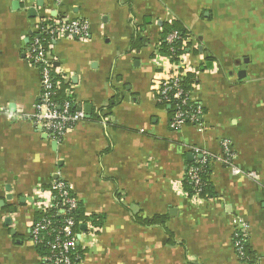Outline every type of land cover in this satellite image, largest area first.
I'll return each mask as SVG.
<instances>
[{"label":"crops","instance_id":"1","mask_svg":"<svg viewBox=\"0 0 264 264\" xmlns=\"http://www.w3.org/2000/svg\"><path fill=\"white\" fill-rule=\"evenodd\" d=\"M60 19L90 31L52 45L82 115L54 142L33 122L41 75L28 52L37 25ZM172 23L190 35L184 62L203 131L172 129L158 101ZM0 108V264L42 263L30 227L57 178L103 220L97 234L86 226L80 264H248L236 252L238 224L252 264H264V0H0ZM223 142L233 160L211 163L216 197L188 198L193 148L218 158Z\"/></svg>","mask_w":264,"mask_h":264},{"label":"built area","instance_id":"2","mask_svg":"<svg viewBox=\"0 0 264 264\" xmlns=\"http://www.w3.org/2000/svg\"><path fill=\"white\" fill-rule=\"evenodd\" d=\"M60 2V0H56ZM90 26L84 20L60 19L56 21H42L37 25L32 43L29 46L28 56L36 64L41 75V95L35 106L36 113L33 122L38 126L43 135L54 142H60L82 119V115L73 112L74 102L64 101L59 104L53 101L54 88L57 86L54 78L56 75L55 63L52 60V44L60 35H66L72 39L86 40L89 38ZM48 38H47V37ZM180 39L178 32H173L167 38L169 44H175ZM190 40V39H189ZM180 56L179 62L172 63V70L168 78L161 80L156 86L158 101L167 104L179 102L176 113L171 119L172 129L179 130L188 125L196 126L200 131L204 130L203 109L191 101V92L186 93L182 89V82L188 70ZM168 59V58H167ZM183 71H180L182 70ZM59 84V83H58ZM157 84V83H156ZM185 107V108H184ZM3 109L0 108V114ZM222 156L214 158L198 148H193L195 158L202 157V164L210 160L222 161L225 165L232 164L233 154L228 142L222 143ZM203 166V165H202ZM202 166L193 167L186 172L188 179L194 183L196 188L202 187L200 173ZM185 174V175H186ZM79 199L73 194L69 184L57 178L49 187L48 197L39 196L36 202V212L47 213L52 211V216H45L30 227V239L34 246L45 245L49 248L48 255L42 259L41 264H80V256L76 250L81 245L82 234L75 232L76 222L71 216L79 207ZM63 220L58 222L56 218ZM247 234L248 227L238 224L235 233ZM238 237V235H236ZM52 238V240H50ZM236 252L240 259H245L243 246L240 241L235 242Z\"/></svg>","mask_w":264,"mask_h":264},{"label":"trees","instance_id":"3","mask_svg":"<svg viewBox=\"0 0 264 264\" xmlns=\"http://www.w3.org/2000/svg\"><path fill=\"white\" fill-rule=\"evenodd\" d=\"M173 32H178L180 39L175 44H169L167 42V38ZM164 34L165 35L162 38V42L160 45V53L164 58L170 59L171 63H177L179 62L180 56L185 55L187 53V50L191 48L192 46L191 42H187V39L190 37V35L188 34V32H186V30H184V28L179 23H172L171 25H166L164 27ZM33 36L34 35H31L30 37V44L32 43V39L34 38ZM51 44L53 45V42H50V44L48 42V44H46V48H48L47 46H51ZM180 71H183V69ZM193 77L194 76L190 73H187L186 76L184 77V81L181 84L184 92L186 93L192 92L195 86V79ZM54 78H55V82L57 86L54 88L53 101L59 104L63 103L64 101H72V98L68 97L66 94V92L69 89V85L64 84L63 80L57 74L56 75L54 74ZM160 104L162 107L170 106L169 112H170V117L172 118L174 114L176 113L177 106L180 103L173 102V103L167 104L164 102H160ZM73 112H76L75 105L73 107ZM187 123L188 125H190V122H187ZM202 160H203L202 157L195 158L192 165L187 170L189 171L193 167H198V166L203 165L202 171L200 173V180H201V185H202V187L200 188L201 190L199 191V188H196L194 183H192L188 179L187 174L184 176V179L182 182L183 189L186 193V196L190 199H195L198 201L199 200H210V198L216 197V193H215L216 191L210 179V171H211L210 167H211V163L214 160L208 161L207 164H202ZM47 215L52 216L53 212L52 211L47 212V213L36 212L34 223H37L38 221H40L42 218H44ZM71 216L74 218L76 222L75 232L78 234H83V230H82L83 226L89 225L91 231L94 232V234L95 233L97 234L98 231L102 228L103 220L100 217L86 216L85 211L83 209V205L81 203H79V207L77 211H75ZM55 220L58 222H61L63 218L62 216L59 218L55 217ZM236 235H238V237ZM50 240H52V238ZM248 240L249 239H248L247 234H243L240 232H237L234 234V242L240 241L242 243L243 254L245 258L243 260L247 262L248 264H252L254 260V254L250 248ZM35 250L38 256L41 258V261L49 253V248H47V246L42 245V244L35 246ZM76 250L78 251V255L80 256V260H78V262L81 260L83 261L86 251L82 248L81 245H79Z\"/></svg>","mask_w":264,"mask_h":264},{"label":"water","instance_id":"4","mask_svg":"<svg viewBox=\"0 0 264 264\" xmlns=\"http://www.w3.org/2000/svg\"><path fill=\"white\" fill-rule=\"evenodd\" d=\"M55 144H56V143H55ZM82 230H83V232L86 231V230H87V227H86V226H83V227H82ZM80 239H81V237H80Z\"/></svg>","mask_w":264,"mask_h":264}]
</instances>
